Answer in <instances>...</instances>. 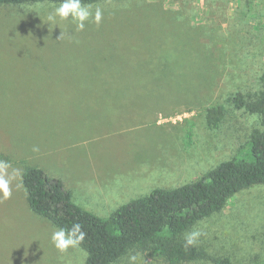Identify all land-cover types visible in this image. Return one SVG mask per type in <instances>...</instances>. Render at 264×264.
<instances>
[{
    "label": "rangeland",
    "instance_id": "rangeland-1",
    "mask_svg": "<svg viewBox=\"0 0 264 264\" xmlns=\"http://www.w3.org/2000/svg\"><path fill=\"white\" fill-rule=\"evenodd\" d=\"M58 6L0 8V177L11 191L5 198L0 189V264L87 261L79 246H53L58 229L28 203L27 167L61 179L78 205L107 217L155 189L197 181L260 127L228 100L261 90L264 0H107L91 4L103 19L84 31L59 17L50 23ZM219 104L226 118L209 128L205 110ZM193 230L209 257L189 264H264V184ZM130 255L169 264L133 251L115 264Z\"/></svg>",
    "mask_w": 264,
    "mask_h": 264
},
{
    "label": "trees",
    "instance_id": "trees-1",
    "mask_svg": "<svg viewBox=\"0 0 264 264\" xmlns=\"http://www.w3.org/2000/svg\"><path fill=\"white\" fill-rule=\"evenodd\" d=\"M107 0H82L91 5ZM60 0H0V8ZM261 90L254 97L238 94L228 100L260 120L248 142L235 156L221 163L195 182L174 189H155L131 200L107 217L78 205L64 182L38 167H27L22 184L31 211L57 229L79 222L86 233L79 247L87 253L86 264H115L130 252L152 255L169 264H189L209 256L197 246L185 247L183 235L196 224L222 212L239 192L264 184V75ZM224 104L205 110L206 124L217 129L225 120ZM214 264H233L213 258Z\"/></svg>",
    "mask_w": 264,
    "mask_h": 264
},
{
    "label": "clouds",
    "instance_id": "clouds-1",
    "mask_svg": "<svg viewBox=\"0 0 264 264\" xmlns=\"http://www.w3.org/2000/svg\"><path fill=\"white\" fill-rule=\"evenodd\" d=\"M57 17L60 20H71L75 23L76 31H84L88 22H93L97 26L103 19V11L97 7L92 11L91 5L82 3V0H60L59 6L49 13L47 19L50 23H55ZM38 150V149H34ZM9 181L0 177V189L3 190L5 198H10ZM203 235L201 231L193 230L184 234L185 247H192L198 243L199 237ZM86 233L79 222L72 224L70 228H59L51 234L53 246L61 253L69 248L78 247L85 239ZM129 264H136V255L128 257Z\"/></svg>",
    "mask_w": 264,
    "mask_h": 264
}]
</instances>
